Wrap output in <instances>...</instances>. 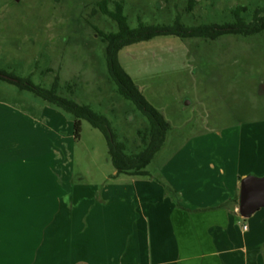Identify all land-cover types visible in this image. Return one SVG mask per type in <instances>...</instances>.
<instances>
[{"label":"rangeland","instance_id":"rangeland-1","mask_svg":"<svg viewBox=\"0 0 264 264\" xmlns=\"http://www.w3.org/2000/svg\"><path fill=\"white\" fill-rule=\"evenodd\" d=\"M99 1L0 0V71L46 89L57 81V95L103 115L134 154L148 120L109 75L100 32L118 25ZM115 1L131 28L171 25L178 15L185 26L231 23L239 6L247 8L245 22L257 8L264 15V0H108L110 9ZM118 61L169 124L146 179L158 182L175 164L198 160L264 175V30L215 39L159 35L123 47ZM115 172L99 129L81 119L75 137L71 113L0 79V234L13 236L15 224L36 229L22 231L16 264H28L30 242L51 223L68 186L126 176ZM0 264H15L10 238L0 242Z\"/></svg>","mask_w":264,"mask_h":264},{"label":"crops","instance_id":"crops-1","mask_svg":"<svg viewBox=\"0 0 264 264\" xmlns=\"http://www.w3.org/2000/svg\"><path fill=\"white\" fill-rule=\"evenodd\" d=\"M174 167L158 182L126 175L68 186L51 223L30 242L28 264H264V207L247 220L237 209L248 172L202 160ZM13 228L0 242L10 238L16 264L22 231L36 229Z\"/></svg>","mask_w":264,"mask_h":264},{"label":"trees","instance_id":"trees-1","mask_svg":"<svg viewBox=\"0 0 264 264\" xmlns=\"http://www.w3.org/2000/svg\"><path fill=\"white\" fill-rule=\"evenodd\" d=\"M191 2L188 10L191 9ZM97 5L101 13L115 20L118 25L116 32H100L101 38L106 43L105 53L109 75L116 83L118 92L124 98L132 101L148 120L147 129L143 133L138 132L140 135L142 134L141 141L143 144L139 152L134 154L125 152V144L115 140L108 120L103 115L93 111L87 105H81L57 95V81H54L50 89H46L33 84L29 78H19L4 71H0V79L13 83L21 89L29 90L43 100L71 113L74 117L75 137L79 136L81 119L87 120L93 127L99 129L107 140L108 154L116 170L115 175L150 177L151 174L148 173L146 167L150 164L155 153L162 147L169 124L164 120L161 113L146 100L132 78L122 68L118 61L119 50L127 45L149 40L159 35L215 39L222 34L245 36L255 34L264 30V15L261 14L263 10L255 9L250 22H245L240 17V12L246 11L247 8L239 6L233 10L235 21L231 23L185 26L181 23L178 15L171 25H149L139 22L137 27L131 28L123 14L122 1H115L112 9L108 7V0H100ZM165 190L177 199V194L166 185Z\"/></svg>","mask_w":264,"mask_h":264},{"label":"water","instance_id":"water-1","mask_svg":"<svg viewBox=\"0 0 264 264\" xmlns=\"http://www.w3.org/2000/svg\"><path fill=\"white\" fill-rule=\"evenodd\" d=\"M261 207H264V175H246L240 181L238 213L246 218Z\"/></svg>","mask_w":264,"mask_h":264},{"label":"built area","instance_id":"built-area-1","mask_svg":"<svg viewBox=\"0 0 264 264\" xmlns=\"http://www.w3.org/2000/svg\"><path fill=\"white\" fill-rule=\"evenodd\" d=\"M242 228H243V229H246V225H243Z\"/></svg>","mask_w":264,"mask_h":264}]
</instances>
